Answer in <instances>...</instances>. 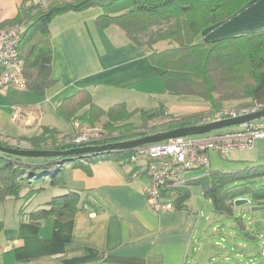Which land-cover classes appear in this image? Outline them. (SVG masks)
<instances>
[{"label": "crops", "instance_id": "1", "mask_svg": "<svg viewBox=\"0 0 264 264\" xmlns=\"http://www.w3.org/2000/svg\"><path fill=\"white\" fill-rule=\"evenodd\" d=\"M22 1L0 0V24L16 16ZM92 10L68 12L50 22L51 78L56 84L43 92H32L36 95L34 101L16 103L20 107L13 108L11 113L16 126L14 130L0 126V141L28 149L29 144L23 139L38 135L41 127L62 136L65 127L42 126L43 105L50 104L55 111L62 100L80 90H86L93 103L103 110L118 103H124L129 112L161 107L165 117L188 115V102L200 101L166 92L161 80L162 70L148 59L152 50H163L158 47L161 43L151 50L129 42L117 27L99 29L94 22L97 15L90 14ZM261 30H264V0H252L229 19L204 29L196 43ZM169 97H173L171 104ZM202 108L209 110L207 106ZM15 112L17 118L14 120ZM132 139L135 138L114 137L109 143ZM240 152L227 158L236 161L233 168L243 163L264 164V139L256 140L250 149ZM80 163L88 168L87 172L75 164L68 168L63 164L66 188L52 189L59 195L68 192H77L81 197L87 195L100 209L80 211L68 221L48 218L33 224L26 214L42 207L38 204L31 208L35 199L23 205L11 202L13 199L1 202L0 245L8 249L2 253L0 264H203L212 257L209 249L199 241L189 256L199 231L197 216L188 204L186 211L154 213L148 208L143 194L147 181L139 164L130 161ZM252 206L261 205L249 199V205L234 208L233 215H241L238 219L244 224L243 231L255 230L262 238L264 219L256 214L250 218L245 216ZM22 207L25 209L20 215ZM245 218H249L247 223ZM237 225L240 228V224ZM245 235L248 240L256 239L253 233ZM261 254L264 257V249ZM255 255L249 253L253 261ZM260 264H264V260Z\"/></svg>", "mask_w": 264, "mask_h": 264}, {"label": "trees", "instance_id": "2", "mask_svg": "<svg viewBox=\"0 0 264 264\" xmlns=\"http://www.w3.org/2000/svg\"><path fill=\"white\" fill-rule=\"evenodd\" d=\"M252 0H61L45 7L35 0H23L16 16L0 24L20 25V57L24 61L23 76L26 89L43 92L56 82L51 78L52 47L50 22L68 12H84L99 9L94 22L99 29L114 26L126 39L152 50L166 42L168 47L149 55L150 63L162 70L161 80L166 92L175 97L198 99L208 105L205 114L184 115L170 130L190 125L205 124L229 102H237L232 108L246 110L255 105L264 107V30L238 35L208 43H196L197 36L206 28L223 22L239 12ZM143 125L165 116L163 108L141 111ZM57 117L67 123H78L89 129L100 128L118 136L133 133L128 123L133 112L124 103L114 104L103 110L92 101L86 90L77 91L62 100L55 108ZM187 124V125H186ZM168 131V130H164ZM56 132L41 127L39 134L23 141L35 151L65 150L71 146L59 144ZM146 136V135H145ZM142 137V136H141ZM107 143V142H104ZM103 144L98 141L93 145ZM0 146L10 148L0 141ZM19 148V147H16ZM132 150L113 151L98 156L74 158H20L0 153V203L7 199L29 203L43 187L34 185L44 182L55 189H65L66 183L61 166L66 162L83 160L91 164L97 161H130ZM241 165V164H240ZM74 166L88 168L77 162ZM264 164H242L231 170H208L204 175L187 181L188 189L177 191L174 211L188 210L190 187L201 188L213 210L219 215L234 217L233 201L238 198L253 200L264 206ZM25 191V193H23ZM92 209L99 204L89 196L68 192L52 197L42 207L26 214L33 224L48 218L68 221L78 212ZM24 209H20L23 215ZM244 230L241 220L234 217Z\"/></svg>", "mask_w": 264, "mask_h": 264}, {"label": "rangeland", "instance_id": "3", "mask_svg": "<svg viewBox=\"0 0 264 264\" xmlns=\"http://www.w3.org/2000/svg\"><path fill=\"white\" fill-rule=\"evenodd\" d=\"M61 0H35V2H39L42 6H46L47 4L51 2H59ZM90 14L99 15L100 10L95 8L92 11H90ZM16 26V25H14ZM12 27V26H6ZM2 28V29H4ZM167 43L163 42L158 47L161 49L166 48ZM35 94V93H34ZM32 92L29 93V91L25 89H19L15 87H5L2 90H0V126H2L5 129L14 130L15 128V122L12 121V112L13 108L20 107L18 103H26L34 101L35 98ZM172 96V95H171ZM28 97H31L32 99H28ZM39 99V97H37ZM170 98V104L172 103V98ZM205 107L208 105L203 104L200 101L191 100L188 102L187 107L190 109L188 115L195 114V113H201L205 114L208 112V110H203L202 107ZM238 106L237 102H229L225 103L223 105L224 108L232 109ZM209 108V107H208ZM43 118H42V126H49L54 128L59 127H65L62 130L64 132L63 135L58 137L56 135V140L59 144L65 145L66 142L70 141L72 138L86 134L91 137V139H96V141L100 143L107 142L109 143L114 137L120 138H140L141 136H147L152 135L159 132H164L167 128H170L172 126L176 125V122L182 118V115L175 114V115H168L167 117H161L160 119H157L153 122L148 123L147 125H143L140 117V111H133L134 115L130 119L128 123H131L132 131L130 135H124L123 137L118 136L117 134H113L111 137L108 138V132L100 129V128H94L89 129L86 126L79 125L78 123H67L56 116L55 111L52 109L50 104L44 103L43 105ZM147 110V108L145 109ZM14 119V118H13ZM16 119V118H15ZM14 119V120H15ZM261 123H264V117L260 120ZM231 129V128H227ZM227 129L220 130L221 132L226 131ZM214 133V132H213ZM236 152H230L226 156H219L214 153L209 154V168H200L195 169L191 171L188 175V177H197L204 175L208 172V170H228L233 168V166L236 165V161H230L227 158L231 157L230 154H240ZM229 155V156H228ZM84 162L83 160H74L71 162H66L64 165L68 168L72 164H76L77 162ZM131 162V161H130ZM133 164H139V162H133ZM255 185L256 187L264 186V181L258 182ZM43 187L44 190L40 191L31 202V208L34 209L37 207V205L43 206L51 197L55 196H61L59 194H55V192L51 187H49L48 182H44L41 184L34 185V188H40ZM25 193V191H23ZM190 193L191 196L189 197V200L187 201V204L189 205V208L192 209L194 214L197 216V224H198V231L199 234L194 240V244L191 246L190 250V257L193 254V249L198 247V244L196 243L203 242L205 247L209 249V251L212 253V257H208L205 263L203 264H260L264 257L261 254V250L264 249V231H262V238L258 237L259 233L255 232L253 230L251 232V229L243 231L240 229L237 225V222L235 221L234 217H229L227 215H219L214 210L213 207L206 197L203 196L202 190L198 186L190 187ZM64 195V194H63ZM253 202V200H251ZM11 202H17L19 205H23L24 202H21L20 200H14ZM251 207H249L248 211H246L245 216L252 217L253 214H256L257 216L260 215V218L264 219V210L258 211L256 213L251 212ZM235 217H241L239 214H235ZM249 218H245V222L247 223ZM245 233H253V235L256 237L254 240H248L246 238ZM244 245L245 247H243ZM242 246V247H241ZM253 252L255 255V260L253 261V258L249 256V253ZM198 253V251L195 253V255Z\"/></svg>", "mask_w": 264, "mask_h": 264}, {"label": "built area", "instance_id": "4", "mask_svg": "<svg viewBox=\"0 0 264 264\" xmlns=\"http://www.w3.org/2000/svg\"><path fill=\"white\" fill-rule=\"evenodd\" d=\"M22 26L0 29V90L5 87L26 88L23 76L24 61L20 57ZM264 109L255 105L246 110L223 109L212 120L220 121L251 114ZM13 118H17L15 112ZM207 122V123H208ZM214 132V133H213ZM170 139L132 149L131 162H139L147 184L143 194L148 208L154 213L173 211L177 191L188 189L189 173L195 169L209 168V154L226 156L230 152L250 149L258 139H264V123L253 121L226 131ZM96 139L82 134L65 145L81 147L93 145ZM8 246L0 245V257Z\"/></svg>", "mask_w": 264, "mask_h": 264}, {"label": "water", "instance_id": "5", "mask_svg": "<svg viewBox=\"0 0 264 264\" xmlns=\"http://www.w3.org/2000/svg\"><path fill=\"white\" fill-rule=\"evenodd\" d=\"M264 117V109L246 115L237 116L226 120L213 121L205 124L190 125L179 127L172 130L155 133L152 135L143 136L137 139L115 142L103 143L97 145H87L81 147H73L65 150H51V151H35L32 149H23L16 147H2L0 146V153L20 157V158H74L86 156H98L108 152H119L132 150L140 146L160 143L170 139L199 136L219 131L227 128L238 127L246 123L260 120ZM249 205V199L238 198L233 201L234 208H241ZM251 212H258L264 210V206H252Z\"/></svg>", "mask_w": 264, "mask_h": 264}]
</instances>
